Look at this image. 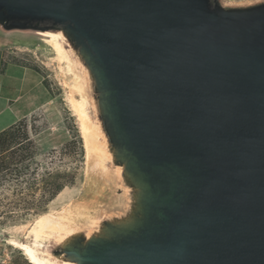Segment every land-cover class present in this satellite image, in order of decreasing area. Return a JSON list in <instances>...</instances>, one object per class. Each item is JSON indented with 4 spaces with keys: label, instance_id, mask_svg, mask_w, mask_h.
I'll return each mask as SVG.
<instances>
[{
    "label": "water",
    "instance_id": "water-1",
    "mask_svg": "<svg viewBox=\"0 0 264 264\" xmlns=\"http://www.w3.org/2000/svg\"><path fill=\"white\" fill-rule=\"evenodd\" d=\"M52 36L115 191L39 254L264 264V0H0V40Z\"/></svg>",
    "mask_w": 264,
    "mask_h": 264
},
{
    "label": "rangeland",
    "instance_id": "rangeland-1",
    "mask_svg": "<svg viewBox=\"0 0 264 264\" xmlns=\"http://www.w3.org/2000/svg\"><path fill=\"white\" fill-rule=\"evenodd\" d=\"M12 39L4 43L2 51L10 61L32 70L25 76V86L29 88L32 80L35 87L25 95L32 110L3 139L7 162H12L14 152L20 154V148L27 156L0 172V264H30L10 240L40 255L39 243L58 233L43 230L41 217L50 214L67 224L94 225L111 206L115 183L99 165L100 160L96 165L92 153L100 157L96 133L86 112V100L80 98L74 75L66 70L69 62L59 37L44 40L45 45L39 40L30 44L16 41L31 39ZM15 170L21 175H15ZM55 181L62 189L51 201L41 207L29 206L38 203L44 187Z\"/></svg>",
    "mask_w": 264,
    "mask_h": 264
},
{
    "label": "crops",
    "instance_id": "crops-1",
    "mask_svg": "<svg viewBox=\"0 0 264 264\" xmlns=\"http://www.w3.org/2000/svg\"><path fill=\"white\" fill-rule=\"evenodd\" d=\"M4 43L0 41V133L29 114L33 107L28 106L25 95L35 87L31 80L26 88L25 76L32 70L10 61L2 51Z\"/></svg>",
    "mask_w": 264,
    "mask_h": 264
},
{
    "label": "trees",
    "instance_id": "trees-1",
    "mask_svg": "<svg viewBox=\"0 0 264 264\" xmlns=\"http://www.w3.org/2000/svg\"><path fill=\"white\" fill-rule=\"evenodd\" d=\"M13 127L14 126H12L9 129L0 133V172H2L4 170H8L10 165H13V164L15 165V164H18L20 162H23L27 156V155L24 156V154L21 152V151H23L22 148L18 149V152L20 153L19 155L16 152H14L12 154L11 160H10V161H12L11 163L7 162L5 160V157L3 156L7 152V150H5V148L3 146V139L5 138L8 130L12 129ZM12 151H14V150H12ZM15 171H16L15 175H17V176L21 175V172H17V170H15ZM61 189H62V185L59 183H56V181L54 183L46 185L43 189V193H42L40 201L36 204H30L29 206H36V207L43 206L48 201H51L55 197V195L61 191Z\"/></svg>",
    "mask_w": 264,
    "mask_h": 264
},
{
    "label": "bare ground",
    "instance_id": "bare-ground-1",
    "mask_svg": "<svg viewBox=\"0 0 264 264\" xmlns=\"http://www.w3.org/2000/svg\"><path fill=\"white\" fill-rule=\"evenodd\" d=\"M90 139L91 138L87 139L88 142L86 147L88 151L91 149ZM39 222L43 230L53 229L55 231L61 232L68 226V224L63 220L59 218H54L50 214H46L45 216L41 217ZM9 244L22 251L23 255L30 264H52L48 259L44 258L41 255H37L36 252L27 245L19 243L15 240H10Z\"/></svg>",
    "mask_w": 264,
    "mask_h": 264
}]
</instances>
